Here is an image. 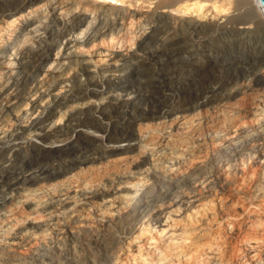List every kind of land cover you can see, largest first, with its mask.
Masks as SVG:
<instances>
[{
  "label": "bare ground",
  "instance_id": "obj_1",
  "mask_svg": "<svg viewBox=\"0 0 264 264\" xmlns=\"http://www.w3.org/2000/svg\"><path fill=\"white\" fill-rule=\"evenodd\" d=\"M224 1L236 11L227 22L257 26L255 8L264 19L258 0ZM156 22L112 2L0 0V181L15 190L0 206V264H264V44L215 50L203 72L196 44L186 57L168 53L197 65L199 82L228 60L248 67L225 69L209 98L197 101L196 81L182 105L167 106L155 96L163 79L147 83L137 66L210 27L175 16L169 33ZM112 113L125 124L100 138L98 163L84 154L52 175L30 159L12 168L26 144L40 158L73 152L70 138ZM52 137L64 146L49 153ZM243 188L239 207L232 196Z\"/></svg>",
  "mask_w": 264,
  "mask_h": 264
},
{
  "label": "rangeland",
  "instance_id": "obj_2",
  "mask_svg": "<svg viewBox=\"0 0 264 264\" xmlns=\"http://www.w3.org/2000/svg\"><path fill=\"white\" fill-rule=\"evenodd\" d=\"M80 2L84 5H87V6L92 7V8L98 7V6L104 7L107 4L109 5V3L112 2L113 4H116V6L122 7V9H124V10L126 9V10L132 11V10L138 9L141 12V14L153 15L157 19L156 23H158L161 27H164L162 25L168 26L170 29H168L167 32H169V33L173 29L171 26H169L167 24V22H168V20H170L171 17H175V16H178L181 18H193V19L197 20L198 22L205 24L207 27H210L209 29H207L204 32H201L199 34H195L193 36H188L189 38L186 39V41H183L180 45L174 44L172 46H170V45L164 46L161 54L157 58L156 57L153 59L147 58V60L144 62L145 64L143 63L144 66L142 64L137 66L141 70L143 69V72H145V78L147 79V83H150L149 80H154V79L156 80V79H160V78L163 79L162 83H161L162 85L158 88L159 91H158L157 95L155 94V96H160V97L166 96L167 98L166 97L165 98L167 100H166V102H164V104L167 106L182 105L185 102L184 99L187 98V95H186L187 90L188 89L191 90V88L193 87L192 84H194V82H196V81L199 82L198 80H200V79H197V76H196L197 74L194 73L197 65L193 66L192 63H189V58H184V59L182 58L179 62H177L175 64V62H173L172 60L167 59L168 53L172 52L173 50L182 51L183 50L182 48H189L191 45L196 44V47H198L197 51H195L197 53L196 57L200 59L199 62H201V63L198 65L201 67L200 69L202 71L203 68H206V66H207L206 55H208V54H214V53H217V51H218V53L219 52H224V53L242 52L243 50H246V49L247 50L250 48L253 49V47L256 48V50H258L260 47L259 44L260 43L262 45L264 44V40H263L264 37L257 42V40H258L257 37L259 38L260 35L264 36V19L260 15L259 10L255 7L254 8H255L256 12H255V15H252V16H253L254 21L255 20L258 21V25L254 27L253 24H251V23L242 24V23H237V22H227L226 19L229 16L233 15L236 11L233 10V4L227 3L224 0H211V1H207V2L205 1V2L200 4L201 6H198L199 4L194 2V0H188V1L174 0V2L171 3L169 6H161L159 4H156L157 0H154V1H152V0H117L116 2H115V0L114 1L113 0H80ZM135 6H136V8H135ZM154 6H155V8H154ZM243 10H244V7L241 10V12H242L241 14H244ZM224 20H225V22H224ZM248 29H249V31H248ZM208 30H209V32H208ZM184 43H185V45H184ZM174 47H175V49H174ZM209 49H211V50H209ZM215 50H217V51H215ZM184 51H185V49H184ZM184 51L180 52V54L182 56L184 53L186 54V52H184ZM185 54H184V56L186 57L187 55H185ZM186 61H187V63H186ZM235 62H237V63H235ZM180 63H181V65H180ZM234 64L238 65V66L241 65L244 67H248L247 63L245 64V63L239 62L237 60H228V61H225V64L222 65L221 69H216V67H215L214 69H212L214 71H212V72L208 71L206 73V75L208 77L206 79V82L203 79L199 82L197 87H194V89H197V91H199L198 92L199 97H198V99L196 98L197 101H201L203 98L206 99V98L211 97V93L207 90L212 88L213 86L219 87L222 84L221 83L223 81V79H222L223 75L222 74H223L225 69L231 68V70L237 71L239 67L237 66V69H236V66ZM158 66H160V67H158ZM220 73H221V75H220ZM96 76L99 78V74H96ZM218 79H220V80H218ZM177 82L179 85L178 87L176 85ZM202 84H203V86H202ZM209 86H210V88H209ZM169 87H170V89H169ZM165 88H166V90H165ZM201 88L203 89V91ZM170 92L173 94V96H171L172 94ZM155 93H156V91H155ZM175 94H176V96H174ZM207 94H208V96H207ZM201 96H203V97H201ZM170 97H171V99H170ZM183 97H185V98H183ZM194 98H195L194 96H191V97H188V100L189 99L194 100ZM208 105H210V104H208ZM88 111H92V108L89 109ZM56 118H57V115H56L55 119ZM108 118L109 119H107V120L104 118L100 119V123H102V124L99 123L100 126H97V125L92 123V125H90L88 127H82V129H84L83 131H85L86 133L77 135L76 137L73 136V138L72 137L70 138L72 140L69 139L70 141L68 142L69 145H68L67 149H71V151H73V152H69L68 154H65V153L62 154L61 152H57V153L54 152V154H48V156L40 158V156L37 155V153H41L40 151L36 150L34 147H31L30 145H27V144L23 145L22 147H20L18 149L16 155L14 154V157H12L13 158L12 162H11L12 168L15 169V171H18L19 169H21V166L23 164L26 165V163L28 164L30 161H32V162L34 161V162H37V164L40 167L46 168V170L49 172V174L52 175L55 172H57L58 169H61V167H63L66 160H78L80 158H83L84 154H85V156H94L95 157L94 160L91 159L90 161L86 162L87 164L98 163L100 161V159H102L101 156H103V154H104L103 149L105 148V144L102 143L100 138L101 137L104 138L108 134L114 133L113 131L117 132V129L120 127V125L125 124V122H123V120H119V118L116 117V115L113 113ZM93 133H95L96 135H94ZM69 135L70 134H68V136ZM52 138H50V141H52L50 144L49 143L44 144L46 151L49 153H51L50 151H52V150L53 151L58 150L64 146L63 142L57 141L56 137H52ZM89 140H90V142H89ZM54 142H56V143H54ZM95 142H97V143H95ZM76 143L79 145L77 146ZM47 145H49V146H47ZM102 145H104V146H102ZM82 148L85 149V152L83 150L82 151L80 150ZM158 148H160V146ZM90 151H91V153H90ZM32 152H33V154H32ZM34 152H37V153H34ZM22 155L23 156L25 155V156L23 157ZM78 157H80V158H78ZM4 158H6V155L0 156V159H1L0 163L1 164L3 163L2 161L4 160ZM19 159L21 162L19 161ZM28 159H30L29 162H28ZM92 161H94V162H92ZM86 163H84V164L87 165ZM84 164H82V166H84ZM17 165L19 167H17ZM42 165H45V166H42ZM5 187H7V188H5ZM1 188H2V191L0 190V203H1L0 206H3L6 203L8 197H10L12 193H15V190L9 186H6L4 183H1V181H0V189ZM230 193H231V191L229 189H224L221 191V193L219 191V195L220 196L222 195L223 198H225V197L228 198V196H230ZM240 195H243L244 199ZM234 197H235V199H237V201H239V203L237 205L239 207L241 206V204L243 205V204H245L246 201H249V198H247V197H249V194H248V191L245 190V188L235 192L234 195L232 196V199H234ZM242 202H244V203H242ZM217 220H219L221 222H226L228 219L225 218V215L220 214V215H218ZM227 224H228V226H227ZM226 226L228 228L230 227V223H228V221L226 222ZM89 248L90 247H86L84 252H87V251L93 252L94 251V250H92V248H90V249Z\"/></svg>",
  "mask_w": 264,
  "mask_h": 264
},
{
  "label": "water",
  "instance_id": "obj_3",
  "mask_svg": "<svg viewBox=\"0 0 264 264\" xmlns=\"http://www.w3.org/2000/svg\"><path fill=\"white\" fill-rule=\"evenodd\" d=\"M264 12V0H258Z\"/></svg>",
  "mask_w": 264,
  "mask_h": 264
}]
</instances>
